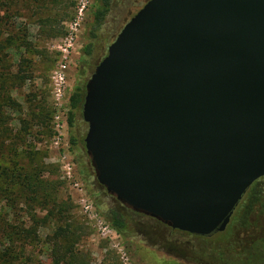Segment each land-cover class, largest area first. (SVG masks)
Instances as JSON below:
<instances>
[{
    "label": "water",
    "instance_id": "1",
    "mask_svg": "<svg viewBox=\"0 0 264 264\" xmlns=\"http://www.w3.org/2000/svg\"><path fill=\"white\" fill-rule=\"evenodd\" d=\"M84 89L98 184L173 230L221 233L264 177V0H149Z\"/></svg>",
    "mask_w": 264,
    "mask_h": 264
},
{
    "label": "rangeland",
    "instance_id": "2",
    "mask_svg": "<svg viewBox=\"0 0 264 264\" xmlns=\"http://www.w3.org/2000/svg\"><path fill=\"white\" fill-rule=\"evenodd\" d=\"M148 1L111 0L94 30L97 0H0V264L264 261V241L255 237L249 250L239 251L240 259L230 260L249 236L264 238V180L255 187V199L247 201L246 213L240 218L235 211L224 235L195 238L109 195L98 184L84 147L87 124L81 109L68 126L74 89L86 84L108 47ZM88 45L90 56L83 54ZM60 63L66 66L65 83L57 98ZM24 174L44 191L34 194ZM111 210L126 221L122 235L105 218ZM250 252L251 258L242 259Z\"/></svg>",
    "mask_w": 264,
    "mask_h": 264
},
{
    "label": "trees",
    "instance_id": "3",
    "mask_svg": "<svg viewBox=\"0 0 264 264\" xmlns=\"http://www.w3.org/2000/svg\"><path fill=\"white\" fill-rule=\"evenodd\" d=\"M39 1L43 3L45 0H39ZM58 1H61V0H53V2H58ZM110 4H111V0H97V5H96V7L92 13V26H93L94 30L98 29L102 25L105 16L109 12ZM91 35L94 36V34H91ZM83 54L86 56L91 55L90 45L86 46L83 49ZM84 87H85V85L77 86L69 98V107H70L69 115H68V126L69 127H72V122H73V118H74L76 111L80 110L82 107L84 96H85ZM71 142L74 143L73 138H71ZM23 177H26L25 180L27 181V184H28L26 187L32 188L34 190V192H33L34 194H36L38 191H44V186L40 187V186H38V184H33L29 175L24 174ZM45 197L48 198L49 196L45 195ZM109 213H110V216H107V215L105 216V218L107 219V221L109 223V226L117 234L122 235L123 231L126 229L125 219L123 218L121 213H118L117 211L111 210ZM245 251H247V250H245ZM250 253L247 254L246 258L242 257V259L243 258L244 259L251 258V256H253V255H251ZM218 256H219V258L222 257L221 254H218ZM240 258L241 257H239V255H238L236 258L230 259V260H237ZM9 259H11V258H9ZM249 260L251 261V259H249ZM10 262L14 263L15 260H11ZM244 262H246V261H244ZM12 263H9V264H12ZM236 263L240 264V261L238 260ZM261 264H264V261Z\"/></svg>",
    "mask_w": 264,
    "mask_h": 264
},
{
    "label": "flooded vegetation",
    "instance_id": "4",
    "mask_svg": "<svg viewBox=\"0 0 264 264\" xmlns=\"http://www.w3.org/2000/svg\"><path fill=\"white\" fill-rule=\"evenodd\" d=\"M261 180H264V177L263 178H260L259 180H257L256 182H254L248 189H247V191L245 192V194L242 196V199L240 200V202L238 203V205H237V207L235 208V210H234V212H233V214H232V216H234V213H235V211L236 210H238V212L240 213V218H241V215H242V213H246V209H247V203L251 200V198H254V196H255V187H256V185L261 181ZM255 199V198H254ZM249 200V201H248ZM244 201H246V203L244 202ZM248 201V202H247ZM256 202V201H255ZM252 203H253V201H252ZM242 211V212H241ZM248 213V212H247ZM232 216H231V218H230V220L232 219ZM239 220V219H238ZM238 222V221H237ZM230 225V222H229V224L227 225V227L225 228V230L223 231V232H215V233H213V234H211V235H209V236H204V237H201V236H196V235H191L192 237H195V238H201V239H208V238H211V237H213V235L215 234V235H218V234H221V235H224V233H225V231H226V229L228 228V226ZM126 227H127V225H126ZM126 230V229H125ZM125 230L123 231V234H124V232H125ZM175 231H177V230H175ZM178 232H180V231H178ZM181 233H184V232H181ZM185 234H188V233H185ZM188 235H190V234H188ZM214 235V236H215ZM251 237H255V238H259V239H261V240H263L264 241V238H260V237H257V236H249V239L248 240H246V245H244V244H240L239 246H238V251H236V256H235V258L239 255V251H245V250H249V247H250V245H251ZM251 255H253V253L251 252L250 253ZM211 256H212V254H210ZM219 260H221V259H219ZM221 261H223V260H221ZM224 262V261H223Z\"/></svg>",
    "mask_w": 264,
    "mask_h": 264
},
{
    "label": "built area",
    "instance_id": "5",
    "mask_svg": "<svg viewBox=\"0 0 264 264\" xmlns=\"http://www.w3.org/2000/svg\"><path fill=\"white\" fill-rule=\"evenodd\" d=\"M74 27H76V24H73V26L71 25L70 32L68 34L69 37H68L67 41L69 42V45L64 50H62V53H63L62 55L64 58L66 57V55H68V49L71 48L70 42L72 40V36H73L72 33L74 32ZM59 68H60V70L58 71V74L55 77L56 81H57V86H56L55 91H54V94L57 98H60V96L62 95V90H63L62 86L65 83L64 71L66 69V66L63 65L62 63H60Z\"/></svg>",
    "mask_w": 264,
    "mask_h": 264
}]
</instances>
